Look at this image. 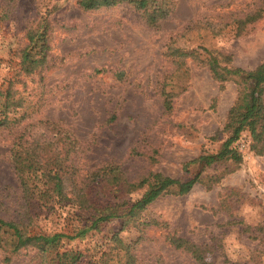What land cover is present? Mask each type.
<instances>
[{
	"label": "rangeland",
	"instance_id": "obj_1",
	"mask_svg": "<svg viewBox=\"0 0 264 264\" xmlns=\"http://www.w3.org/2000/svg\"><path fill=\"white\" fill-rule=\"evenodd\" d=\"M15 1L10 20L0 22V83L14 77L15 54L26 42L28 27L47 17L54 62L41 83L37 76L21 75L16 85L40 103L31 120L59 121L88 147L89 167L118 165L130 182L150 172L191 179L200 170L192 162L219 150L227 112L237 98L236 84L220 89L201 63L187 59L184 77L166 55L169 45L201 57L205 49L216 50L244 70L264 60V19L238 30V22L258 10L261 0H175L158 27H149L127 2L84 11L76 0ZM159 1L147 0L148 8ZM163 88L173 94L171 111L164 109ZM11 138L0 132V187L9 186L16 194L8 159ZM250 143L249 133L243 132L235 144L242 161L233 172L226 173L233 168L226 162L201 173H226L218 184L207 188L197 183L185 195L162 196L141 213L140 222L160 226H131L119 233L125 243L139 239L138 264H198L188 251L171 245L168 235L201 247L210 264H264V152L254 154ZM67 211L37 210L32 230H68L72 218ZM119 229L114 222L67 247L120 253L113 263L118 264L124 252L115 248L112 237ZM36 262L30 249L6 262L0 249V264Z\"/></svg>",
	"mask_w": 264,
	"mask_h": 264
},
{
	"label": "trees",
	"instance_id": "obj_2",
	"mask_svg": "<svg viewBox=\"0 0 264 264\" xmlns=\"http://www.w3.org/2000/svg\"><path fill=\"white\" fill-rule=\"evenodd\" d=\"M174 1L160 0L151 8L147 0H76V3L84 11H95L127 2L149 27H158L172 12ZM261 1L258 10L238 22V30L264 19V0ZM15 5V0L5 3L0 0V22L10 20ZM49 34L47 17L32 23L25 33L26 42L15 54L18 69L14 77L0 83V132L12 136L8 159L18 185L16 194L9 186L0 187V249L6 262L22 250L30 249L35 254L36 264H113L115 255L120 253H85L67 246L117 222L120 229L113 234L112 242L116 249L124 252L118 264H138L135 250L139 239L125 243L119 233L131 226L137 229L160 226L156 221L140 222V215L148 206L162 196L185 195L197 183L207 188L218 184L226 173L233 172L241 163L242 155L235 144L245 131L251 139L250 150L256 155L263 154L264 60L254 69L244 70L232 65L230 55L216 50L205 49L201 57L202 53L169 45L166 55L184 77H188L187 59L201 63L220 89L228 82L236 84L237 98L227 112L222 129L225 138L219 150L204 152L192 162L200 170L191 179L182 181L150 172L138 182H130L118 165L89 167L85 158L88 147L59 121H32L40 103L32 102L16 85L21 75L37 76L40 83L43 81V74L54 62ZM162 95L165 111H171L173 94L163 88ZM226 162L233 165L226 173L201 176L205 169ZM62 208L68 209L67 214L72 218L68 230L52 233L32 230L37 210ZM167 241L176 249L188 251L198 264H210L201 247L184 243L175 235H168Z\"/></svg>",
	"mask_w": 264,
	"mask_h": 264
},
{
	"label": "built area",
	"instance_id": "obj_3",
	"mask_svg": "<svg viewBox=\"0 0 264 264\" xmlns=\"http://www.w3.org/2000/svg\"><path fill=\"white\" fill-rule=\"evenodd\" d=\"M245 144L244 143H240V149H244L245 148Z\"/></svg>",
	"mask_w": 264,
	"mask_h": 264
}]
</instances>
